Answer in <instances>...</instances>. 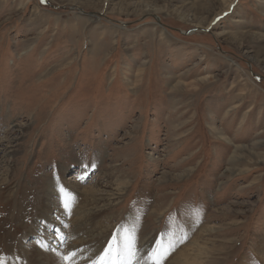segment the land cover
<instances>
[{
  "label": "rangeland",
  "instance_id": "374dc122",
  "mask_svg": "<svg viewBox=\"0 0 264 264\" xmlns=\"http://www.w3.org/2000/svg\"><path fill=\"white\" fill-rule=\"evenodd\" d=\"M7 145L0 257L9 235L26 251L42 240L29 232L58 175L123 192L74 264L114 235L134 238L133 264L156 248L169 264L203 229L201 264H264V0H0ZM64 226L46 246L63 264L76 241Z\"/></svg>",
  "mask_w": 264,
  "mask_h": 264
},
{
  "label": "bare ground",
  "instance_id": "6f19581e",
  "mask_svg": "<svg viewBox=\"0 0 264 264\" xmlns=\"http://www.w3.org/2000/svg\"><path fill=\"white\" fill-rule=\"evenodd\" d=\"M201 81H204V79L198 80V82L193 85H191L193 83L192 82L186 84L185 86L186 88L188 85L198 87ZM8 145L4 149H0V152L3 151L4 153H7L8 151L12 150L13 147H10ZM8 154L10 156L11 154L13 155L11 151L8 152ZM64 169L65 167L61 168V170ZM73 179L74 178H70L66 180L71 182L73 181ZM55 185H57V188L64 187L62 189L64 190V193L67 194L68 191V194L72 196L70 202H72L73 204L76 203L74 210H72L71 206L67 208L64 206L65 210H61L62 207L58 203L59 192L57 193ZM100 188L60 183L58 175L55 176V180L51 179L50 181H47L41 193L42 197L40 196L41 202L39 203L40 205L38 208V215L36 221H34L35 228L30 230L29 232V235L31 234L34 236H38V239L42 236V240L40 239L41 241H39L37 239L39 243H37V245L35 243L30 250L26 251L22 247L24 243L22 239L18 240L15 236L12 235L7 236L3 246V255L0 257V259L2 257H4L5 259L3 261L1 259L0 264H19L20 261L24 263L26 260L30 264H63L62 259L57 260V258H59L57 257L58 255L54 256L52 254H49V252L47 251L49 247L47 248L46 246H49L48 244L51 241L50 239L63 240V237L66 234V232L63 231V228H65L64 225L67 224L70 226V237L68 236L69 241L70 239H74V241L76 240L68 253L75 252L76 247L80 244L92 245L91 243L95 239V236H100L104 234L106 228L95 226L93 229H91L89 228V226L92 224H96V220H98L104 214L108 215L113 206L118 201H120L123 196L122 189L118 187H116L115 190L112 189L110 191H102ZM103 192H105L106 194H104ZM156 210L153 212H156ZM67 216L70 218L67 219ZM38 221H41V224L38 223ZM62 226L64 227L62 228ZM53 230H55L54 233L57 236L51 235L50 232H52ZM87 232L91 233L88 234L86 237L85 235L87 234ZM203 232H205L206 234V230L203 229L201 234L195 240L187 244L183 250L175 254L169 264H201L200 262L204 260V257L207 254H209V250L207 249V243H203L200 240L201 236L204 234ZM78 237H81L80 240L77 239ZM103 245L104 244L102 243L97 244L96 248L99 252L101 251V249H103ZM52 248H54L55 250L60 249V247L57 246Z\"/></svg>",
  "mask_w": 264,
  "mask_h": 264
},
{
  "label": "snow or ice",
  "instance_id": "6c2138e0",
  "mask_svg": "<svg viewBox=\"0 0 264 264\" xmlns=\"http://www.w3.org/2000/svg\"><path fill=\"white\" fill-rule=\"evenodd\" d=\"M41 2L43 3L45 0H41ZM65 207H68L67 203H65ZM76 255V252H71L64 256L65 264H74ZM166 255L167 252L162 251L160 248L154 249L149 255L150 264H163ZM135 259L136 248L134 238L125 235L122 241H118L114 235L108 247L92 261V264H133Z\"/></svg>",
  "mask_w": 264,
  "mask_h": 264
}]
</instances>
